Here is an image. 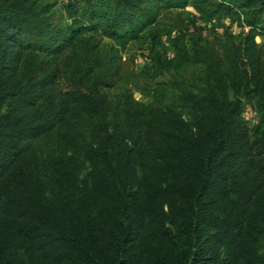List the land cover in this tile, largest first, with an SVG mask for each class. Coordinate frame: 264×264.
Instances as JSON below:
<instances>
[{
    "label": "trees",
    "instance_id": "1",
    "mask_svg": "<svg viewBox=\"0 0 264 264\" xmlns=\"http://www.w3.org/2000/svg\"><path fill=\"white\" fill-rule=\"evenodd\" d=\"M188 5L247 30L181 34L145 102L103 94L120 51ZM52 6L0 0V264H264V0Z\"/></svg>",
    "mask_w": 264,
    "mask_h": 264
},
{
    "label": "rangeland",
    "instance_id": "2",
    "mask_svg": "<svg viewBox=\"0 0 264 264\" xmlns=\"http://www.w3.org/2000/svg\"><path fill=\"white\" fill-rule=\"evenodd\" d=\"M53 3L51 13L57 18L68 2L81 0H45ZM243 27L237 21L229 18L218 20H205L200 17L192 5L184 9H171L162 11L156 23L147 28L142 35L130 41L121 54V69L117 79L111 87L102 88V93L115 101L123 92L131 93L134 99L147 101L149 89L157 81L169 79L168 73L157 74L155 65L158 59H167L174 56L178 37L183 34L196 33L203 42L223 38L226 34L233 35L236 41L242 36ZM104 42L109 43L105 39ZM259 44L264 43V38L258 37ZM195 68L181 69L184 75L192 74ZM60 87H65L63 82ZM241 118L252 131L260 124V110L256 99L244 100Z\"/></svg>",
    "mask_w": 264,
    "mask_h": 264
},
{
    "label": "built area",
    "instance_id": "3",
    "mask_svg": "<svg viewBox=\"0 0 264 264\" xmlns=\"http://www.w3.org/2000/svg\"><path fill=\"white\" fill-rule=\"evenodd\" d=\"M244 30H247V27H243Z\"/></svg>",
    "mask_w": 264,
    "mask_h": 264
}]
</instances>
